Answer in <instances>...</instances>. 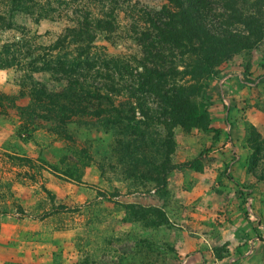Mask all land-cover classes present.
I'll return each instance as SVG.
<instances>
[{"label": "rangeland", "instance_id": "1", "mask_svg": "<svg viewBox=\"0 0 264 264\" xmlns=\"http://www.w3.org/2000/svg\"><path fill=\"white\" fill-rule=\"evenodd\" d=\"M164 5L167 0H0V44L21 39L40 60L54 59L66 52L51 50L56 37L88 14L84 32L96 30L91 53L108 64L87 78L103 95L101 116H73L62 128L21 92L18 69L0 68L6 105L0 111V264H198L197 257L213 264L241 257L250 264L242 258L244 244L260 228L252 208L255 199L264 203V82L243 86L235 74L263 73L264 37L223 61L216 76L170 71L166 87L181 83L193 91L191 104L207 116L173 125L167 143L168 107L161 109L152 93L128 90L135 87L131 74L141 69L137 38L155 31L151 20ZM97 17L107 22L96 25ZM189 58V52L176 56V69ZM32 78L52 91L62 88L50 71ZM226 165L248 195L224 176Z\"/></svg>", "mask_w": 264, "mask_h": 264}, {"label": "trees", "instance_id": "2", "mask_svg": "<svg viewBox=\"0 0 264 264\" xmlns=\"http://www.w3.org/2000/svg\"><path fill=\"white\" fill-rule=\"evenodd\" d=\"M167 3L168 6L164 5L162 10L156 13V18L151 20L155 31H142L137 38L141 52L138 64L141 69L131 74V83L133 76L136 78L133 82L135 87L130 84L128 90L130 95H134L138 90L152 93L159 99L161 109L168 107L171 126L164 123L165 129L168 130L166 142L172 143L170 130L173 125H185L187 121L188 124L195 125V120L204 119L207 112L204 108L191 104L188 96H191L193 91L186 90L181 83L166 87L170 71L201 78L218 75L217 67L223 61L253 47V44L264 37V0H167ZM88 16L86 14L82 21H78L80 27L67 26L56 37L51 50L61 46L66 52L61 56H54V59L40 60L38 53L33 52L32 47L21 39L0 44V68L18 69L21 92L28 94L31 101L45 107L50 113V118L47 119L55 120V124L62 125L61 128L73 116L100 117L104 109L101 102L99 103L103 96L100 89L87 80L94 72H100V64L108 67L105 59L98 61L99 57L91 53V42L95 38L93 31L96 30L91 28L93 31L91 30L89 35L84 32H88L91 25ZM92 20L96 25L107 22L100 17ZM73 42L76 44L75 48L72 47ZM166 46L169 47V53H165ZM73 50L77 52L74 56ZM187 52L190 53L189 60L184 59V69L177 70L176 56ZM170 53L175 54L171 60L166 58ZM117 65H114L116 69L119 67ZM262 67L264 70V63ZM42 70L50 71L54 81L62 82L60 91H52L47 84L32 80V76ZM235 76L243 86L252 87L264 82V71L254 79L246 78L242 72H237ZM220 95L223 98L222 91ZM2 96L0 93V111H5L6 105L3 104ZM223 108L225 121L228 123L229 105L223 104ZM35 116L39 115L36 114L33 118ZM208 121L206 118L204 123L207 124ZM232 156V162L239 160L234 146ZM172 168V164L167 166L158 177L160 182H164L166 173ZM223 174L234 181L242 192L249 194L248 189L231 176L229 165L225 166ZM246 208L245 212H248ZM260 238L264 240V236Z\"/></svg>", "mask_w": 264, "mask_h": 264}, {"label": "crops", "instance_id": "3", "mask_svg": "<svg viewBox=\"0 0 264 264\" xmlns=\"http://www.w3.org/2000/svg\"><path fill=\"white\" fill-rule=\"evenodd\" d=\"M232 146H234V145H231V147ZM236 155L238 156L237 153H236ZM239 184H241V183L239 182ZM248 191H249V189H248ZM258 195H260V194H258ZM254 203H255V208H252V212L254 213V215L250 213L251 207H252V202L248 201V203L245 204L247 207L246 209L247 210L249 209V212H247V214L254 216V218H255L254 220L258 222V225H260V228H259V230H257L258 235H255L254 237L250 238L249 240H247L245 242V244H244V248H245L244 250L245 251L242 255V258H243V256H245L246 257V258H244L245 260L250 259V262H249L250 264H257V262H258V264H264V240L262 238H260L261 236H264V228H263V224L261 223V217H260V215H262V218L264 219V203L258 199H255ZM236 213H237V211H236ZM240 217H242V216H240ZM240 258L236 259L235 262L230 261V262H227L224 264H243V260L241 262H239ZM196 260L199 261L198 264H213V263L205 261V259L203 257H201V258L197 257ZM214 264H221V263H219V261H218L217 263H214Z\"/></svg>", "mask_w": 264, "mask_h": 264}]
</instances>
